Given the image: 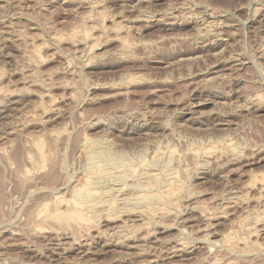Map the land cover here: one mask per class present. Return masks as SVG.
Instances as JSON below:
<instances>
[{
  "label": "rangeland",
  "instance_id": "1",
  "mask_svg": "<svg viewBox=\"0 0 264 264\" xmlns=\"http://www.w3.org/2000/svg\"><path fill=\"white\" fill-rule=\"evenodd\" d=\"M262 215L264 0H0V264H264Z\"/></svg>",
  "mask_w": 264,
  "mask_h": 264
},
{
  "label": "bare ground",
  "instance_id": "2",
  "mask_svg": "<svg viewBox=\"0 0 264 264\" xmlns=\"http://www.w3.org/2000/svg\"><path fill=\"white\" fill-rule=\"evenodd\" d=\"M149 1V0H148ZM84 37H85V35H84ZM88 38V37H87ZM90 50V49H89ZM87 141V140H86ZM85 141V142H86ZM38 143V142H37ZM34 144L35 145V149H37V156H38V158L41 160H43V154H42V152H41V148H40V145L39 144ZM87 143V142H86ZM88 143L90 144V142L88 141ZM87 143V145H89ZM86 145V144H85ZM90 146V145H89ZM37 158V159H38ZM99 171V170H98ZM173 172V171H172ZM169 173H170V171H169ZM92 174V173H91ZM98 174V173H97ZM100 174V173H99ZM99 174L97 175V176H99ZM93 175H96V174H93ZM101 175V174H100ZM173 176H174V174H172ZM171 175V176H172ZM24 176H25V173H24ZM166 177H168V176H166ZM175 178H178V177H175ZM27 179V178H26ZM155 179V178H154ZM171 179V178H170ZM173 180V179H172ZM85 181V180H84ZM88 181V180H87ZM86 181V182H87ZM90 181V180H89ZM171 181V180H170ZM177 181H179V180H176V179H174L172 182H168L170 185H169V187H167L168 185H166V187L168 188V189H166L165 191H164V193L162 192L163 190H161L160 189V191L163 193L162 194V196H163V198L165 199V200H163L164 202L166 201L167 202V204H170V207L171 208H173V206H174V208H176L177 207V203H179V202H177V199L179 200V198L178 197H180V196H178L179 195V193H180V190L181 189H183V188H181L182 187V183H181V186H180V184H179V182H177ZM167 183V184H168ZM154 184V183H153ZM86 185H88V184H86ZM156 185V184H155ZM89 186V185H88ZM84 187V186H83ZM87 187V186H86ZM153 187V186H152ZM88 188V187H87ZM156 188V187H155ZM155 188H153L154 190H155ZM163 189V188H162ZM263 189V188H262ZM85 191H86V189H84ZM156 191H158L157 189H156ZM182 191V190H181ZM184 191V190H183ZM182 191V192H183ZM80 192H83V191H80ZM87 192V191H86ZM85 192V193H86ZM159 192V191H158ZM103 193V192H102ZM101 193V194H102ZM142 193V192H141ZM76 194V193H75ZM74 194V195H75ZM84 194V193H83ZM104 194V193H103ZM107 194H108V192H107ZM144 194V193H143ZM150 194H152V193H150ZM154 194H158V193H156V192H154ZM153 194V195H154ZM159 194H160V192H159ZM78 195H79V193H78ZM82 195V194H81ZM146 195H147V193H146ZM145 195V196H146ZM97 196V195H96ZM144 195H142V197H143ZM157 196V195H156ZM158 196H160V195H158ZM157 196V197H158ZM79 197H80V195H79ZM85 197V196H84ZM93 197V196H92ZM108 197V196H107ZM149 197V196H148ZM151 198L152 197H155V196H150ZM149 197V199H151ZM234 197V196H233ZM100 198V197H99ZM145 198V197H144ZM146 198H147V196H146ZM159 198H162V197H159ZM158 198V199H159ZM181 198V197H180ZM236 198V197H235ZM78 199V198H77ZM94 199H95V197H94ZM110 199V198H109ZM156 199V198H155ZM158 199H156V201L158 200ZM80 200H81V198H80ZM101 200V199H100ZM107 200V199H106ZM147 200H148V198H147ZM160 200H162V199H160ZM159 200V201H160ZM181 200V199H180ZM233 200V199H232ZM92 201V200H91ZM148 201H151V200H148ZM229 201V200H228ZM139 202V201H138ZM145 202H147V201H145ZM152 202V201H151ZM150 202V203H151ZM177 202V203H176ZM231 202V201H230ZM235 202V201H234ZM77 203V202H76ZM76 203H75V205H76ZM149 203V205L151 206L153 203H151L150 204ZM163 203V202H162ZM162 203L160 202V204L162 205ZM236 203V202H235ZM92 204H93V202H92ZM97 204V203H96ZM146 204V203H145ZM156 203H154V205H155ZM158 204V203H157ZM155 205V206H157V207H154L153 205V207L154 208H152V207H145V209H143V211L141 212V214L143 213V216L146 218V220L147 221H149V219L151 220L152 218H154V216L156 215V214H163V212L166 210L165 208H168V206L167 207H161V205ZM83 205V204H82ZM86 205V204H85ZM94 205V204H93ZM175 205H176V207H175ZM89 206V204H87V207ZM108 206V205H107ZM111 206H113L112 205V203H111ZM160 206V207H159ZM162 206H165V205H162ZM79 207V206H78ZM76 208V207H74V209L76 208V209H79V208ZM86 207V206H85ZM90 207V206H89ZM93 207V206H92ZM114 207V206H113ZM198 207V206H197ZM200 207V206H199ZM136 208V207H135ZM170 208V209H171ZM178 208V207H177ZM205 208V207H204ZM75 209V210H76ZM107 209V208H106ZM112 209V208H111ZM170 209H167V210H170ZM203 209V208H202ZM80 210V209H79ZM87 210H89V209H87ZM100 210H102V209H100ZM76 211H78V210H76ZM106 211V210H105ZM130 211H132V209L130 210ZM206 211V210H205ZM208 211V210H207ZM206 211V212H207ZM135 212V211H134ZM165 212H167L168 213V211H165ZM170 212H171V210H170ZM199 212V211H198ZM111 213V212H110ZM137 213H139L138 211H137ZM60 214V213H59ZM109 214V213H108ZM113 214V213H112ZM111 214V215H112ZM119 214V213H118ZM136 214V213H135ZM140 214V213H139ZM43 215V214H42ZM41 215V216H42ZM45 215V214H44ZM70 215H76V218H79V216H82L81 214H79V213H77V212H74L73 211V213H71V214H68V213H66V214H62V215H58V213L56 214V215H47L46 216V218H51L52 220H56V221H60V220H63V221H67L68 220V217L70 216ZM110 215V214H109ZM120 215V214H119ZM123 215V214H122ZM68 216V217H67ZM157 216V215H156ZM155 216V217H156ZM262 216H264V215H262ZM114 218V217H113ZM120 217H118V219H119ZM161 218V217H160ZM216 218V217H215ZM81 219V218H80ZM142 219V218H141ZM137 220V219H136ZM145 220V221H146ZM261 220H262V218H261ZM112 221V220H111ZM260 221V219H258V217L255 219V218H253L252 219V221H250V222H252V223H254V225L255 224H257L258 222ZM143 222V221H142ZM141 222V223H142ZM149 222H151V221H149ZM153 222H154V220H153ZM262 222V221H261ZM146 223V222H145ZM96 224V223H95ZM126 224V223H125ZM150 224V223H149ZM143 225V224H142ZM250 225V224H249ZM253 225V226H254ZM248 226V225H247ZM245 227V226H244ZM129 228V227H128ZM247 228V227H246ZM118 229V228H117ZM116 229V230H117ZM198 230H200V229H198ZM118 231V230H117ZM120 231V230H119ZM123 231V230H122ZM140 231V230H139ZM116 232V231H115ZM248 232V231H247ZM256 232V231H255ZM108 233V232H107ZM122 233V232H121ZM130 233V232H129ZM185 233V232H184ZM103 234V233H102ZM127 234V233H126ZM256 234V233H255ZM124 235H125V233H124ZM228 235V234H227ZM97 236V235H96ZM132 236V235H131ZM134 237V236H133ZM232 237H234V236H232V235H228V236H225V237H222L221 239H220V242L221 243H223V244H225V245H231L232 244V242H233V238ZM121 239V238H120ZM135 239V238H134ZM232 239V240H231ZM235 240V239H234ZM232 241V242H231ZM246 241V240H245ZM244 242V241H243ZM233 243H235V242H233ZM87 244V243H86ZM89 244V243H88ZM182 244V243H181ZM243 244H246V243H243ZM118 245V244H117ZM222 245V244H221ZM234 245V244H233ZM232 245V246H233ZM179 246H180V244H179ZM232 246H230V247H232ZM244 246V245H243ZM247 246V245H246ZM246 246H244V247H246ZM236 247V246H235ZM248 247V246H247ZM195 248V247H194ZM180 249V248H179ZM244 249V248H243ZM175 250H177V249H175ZM240 250V249H239ZM246 252V251H245Z\"/></svg>",
  "mask_w": 264,
  "mask_h": 264
}]
</instances>
